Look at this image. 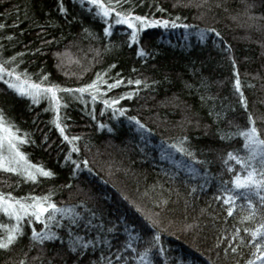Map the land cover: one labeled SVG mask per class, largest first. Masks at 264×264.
Returning a JSON list of instances; mask_svg holds the SVG:
<instances>
[{"label": "trees", "instance_id": "16d2710c", "mask_svg": "<svg viewBox=\"0 0 264 264\" xmlns=\"http://www.w3.org/2000/svg\"><path fill=\"white\" fill-rule=\"evenodd\" d=\"M0 123V264H264V0H0Z\"/></svg>", "mask_w": 264, "mask_h": 264}, {"label": "rangeland", "instance_id": "374dc122", "mask_svg": "<svg viewBox=\"0 0 264 264\" xmlns=\"http://www.w3.org/2000/svg\"><path fill=\"white\" fill-rule=\"evenodd\" d=\"M6 83L8 84L11 90H14L18 93H22L23 95L30 96L33 99L37 97L40 91L39 88H33L30 87V85L25 86L11 81H6ZM21 89L23 90L21 91ZM15 141L16 139L11 140V145H15ZM11 145L8 138V129L4 126V129L0 130V163L4 165L3 167H0V170H20L29 177H33L37 174H42V172L38 168L31 167L28 163L24 161L23 158L17 155L18 152L16 148H13ZM0 210L2 211V213H4L6 217L13 220L14 222L18 219L17 211L10 204L0 201Z\"/></svg>", "mask_w": 264, "mask_h": 264}, {"label": "snow or ice", "instance_id": "6c2138e0", "mask_svg": "<svg viewBox=\"0 0 264 264\" xmlns=\"http://www.w3.org/2000/svg\"><path fill=\"white\" fill-rule=\"evenodd\" d=\"M93 3H98L99 0H92ZM105 15H107V11H105ZM117 15H121L120 13H117ZM137 20H140V21H144V17L142 16H138L136 17ZM123 21L124 23H127L128 26L131 28L133 27L131 21H129L127 18H123ZM153 23H155V21H153ZM141 27H143V23L141 24ZM105 31H107V29H105ZM135 35V33H133V36ZM30 87H33V88H39L40 85H30ZM90 87V86H89ZM23 89H21L22 91ZM48 91H52L51 88L48 89ZM57 127H59V125H57ZM4 129V125L3 123H0V130H3ZM243 134V133H242ZM255 134H256V129L255 128H252L250 129V133H249V139H253L254 142H257V143H264V141H258V140H255ZM8 138H9V142H10V145H11V140L13 139H20L19 137H14L13 134H12V131L11 129H8ZM67 139V137H65ZM13 148L15 147V145H11ZM17 155H19L21 158H23V154L21 153H17ZM4 165L2 163H0V167H3ZM38 167V166H37ZM12 170H15V169H12ZM40 171L44 174V175H51L52 173L48 172V171H45L44 169H40ZM252 173H249L248 176H246L244 179L245 180H249L250 177H251ZM33 179H35V177L33 176L32 177ZM252 183H256L255 181H252ZM233 184L237 185V186H240V184L238 183V180L237 179H233ZM247 186V185H245ZM47 207L49 208H54L55 206L54 205H51L49 204ZM21 210L23 212H27L28 210V206L26 205H21ZM45 211V207L40 205L39 203H35L34 204V207H33V213L34 215L36 216L37 219L40 218V214L43 213ZM229 211H231V209H229ZM253 235H255V233H253ZM12 239V233L10 232L9 233V241ZM4 246L3 244H0V247ZM261 255H264V252L261 253Z\"/></svg>", "mask_w": 264, "mask_h": 264}]
</instances>
